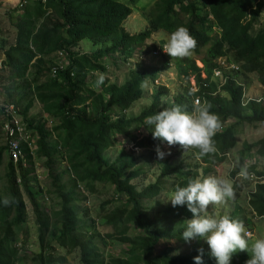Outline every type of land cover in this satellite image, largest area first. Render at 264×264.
<instances>
[{"label": "trees", "instance_id": "trees-1", "mask_svg": "<svg viewBox=\"0 0 264 264\" xmlns=\"http://www.w3.org/2000/svg\"><path fill=\"white\" fill-rule=\"evenodd\" d=\"M132 1L128 0L129 3ZM129 3L118 0H27L21 7L15 25V42L5 50L1 65H4V77L8 82L25 79L29 68L36 66L32 80L20 87L25 89L28 86L30 96L19 93L12 100L11 94H7L36 140L34 150L29 147L31 135L20 141L23 156L15 163L9 157L6 144L0 146V164L3 152L8 158L6 193L0 195V264L16 263L20 250L16 235L26 217L23 193L35 216L40 245L43 246L44 239L51 233L67 254L78 250L82 264H195L194 257L201 255L198 251L201 248L203 264H216L205 240L183 239L185 225L178 227V220L193 218L186 205H170L150 216L142 204L143 199L154 198L164 191L161 179L172 176L171 190L174 191L177 185L186 186L189 179L197 178V173L166 162L154 183L138 189L132 180L143 169L138 165L134 151L119 154L112 163L104 159L103 153L115 145L116 137L120 135L133 141L135 148L149 144L155 148L158 139H153L151 133L138 139L134 130L144 125L147 116L167 107L179 105L191 112L193 95L201 96L211 105L210 111L219 117L221 124L220 131L213 137L217 152L199 159L208 167L223 162L236 144L239 125L264 123V107L254 101L242 107L243 88L234 79H228L220 92L212 95L217 86L211 76L217 67L216 60L226 57L239 67L232 73L234 78L255 73L264 94V29L253 30L264 9V0H153L145 13L146 28L134 34L124 27V21L133 12ZM179 26L186 27L196 40L192 54L199 57L201 68L190 57L171 58L165 53L161 66L138 64L128 72L121 85L110 83L105 78L100 89L89 87L88 74L105 71L102 58L126 63L154 32L164 31L169 35ZM84 39L93 45L109 40L110 45L82 53L79 43ZM58 52L64 54L67 64L62 69L57 67L55 75H51L52 67H41V62ZM171 62H174L177 74L186 81L183 91L172 96L168 103L161 99V96L169 95L168 89L158 86L150 105L137 116L127 118L126 111L142 98V87L152 83ZM201 72L205 73L206 79L201 78ZM191 76L198 87L193 94L189 91ZM93 85L96 86V81ZM34 100L41 104L44 113L58 121L55 126L46 127V123L38 119L41 115L27 117ZM244 147L247 150L255 148L258 156L264 157V137ZM193 152L197 156V150L193 149ZM33 154L45 159L44 166L52 177V186L60 200L59 209L53 212L56 217L53 223L48 211L38 203V191L31 184ZM60 161L66 162V171L70 174L65 183L60 182L61 173L55 169ZM239 164L244 163L240 161ZM238 172L239 167L232 170L231 178ZM248 172L256 177L264 174L256 171L254 165L248 166ZM97 183L113 186L120 201L102 216V224L111 228V232L105 234H101L95 225L81 222L76 211V202L86 199L84 192L94 193ZM233 185L237 200L242 183L238 179ZM5 197L12 201L8 206L3 204ZM247 202L254 215L264 218L262 180L254 183ZM233 215L229 216L243 224L246 221ZM131 224L136 226L138 234L128 235ZM100 236L103 239L117 236L120 242L128 245L127 256H110L107 261L103 260L94 241ZM164 241L169 244L167 251H158V245ZM171 245H178L182 250L170 254ZM45 248L51 249L50 244L37 254V264L66 262L64 255L45 254ZM249 258L250 255L236 252L230 264H245Z\"/></svg>", "mask_w": 264, "mask_h": 264}, {"label": "rangeland", "instance_id": "rangeland-1", "mask_svg": "<svg viewBox=\"0 0 264 264\" xmlns=\"http://www.w3.org/2000/svg\"><path fill=\"white\" fill-rule=\"evenodd\" d=\"M118 1L124 4L129 3L128 0ZM152 3L153 0H133L132 3H129L133 9V12L124 21V27L126 31L134 34L146 28L148 22L145 18V13ZM21 7L18 6V0H0V146H4L6 144L5 136L1 129L2 123L4 122V116L1 110L4 104L11 102V99L7 96V94H11L12 100L16 96H18L19 93H24L30 96L31 93L28 89V86L25 89H21L20 87H23L25 82L28 83V81H31L36 73V66H31L25 79L17 80L16 82H8L4 77V65H1V63L4 61L3 54L5 50L12 46L15 42V25L18 21L19 15L21 14ZM258 29H264V9L262 10L259 19L253 28L254 31H257ZM167 37L168 35L164 31L154 32L151 37L145 41L144 46L140 49H137L134 54L135 56L133 58H130L126 63L122 62L119 59H115L113 61L111 58H102L101 63L105 71L90 72L87 78L89 87L100 89L99 87L93 85V82L97 80L100 74H103L108 82L121 85L127 79L128 72L132 68H135L138 64L161 66L164 61L163 55L165 54V52L162 51V46L166 42ZM109 45V40H106L105 42L99 43L97 45H93L89 40L84 39L79 43V51H82V53L85 51L94 52L98 49H104ZM154 51H158L159 53L155 55ZM189 57L194 59L195 63H197L198 65L201 64L198 56L191 54ZM169 61H172V59ZM64 62L65 60H63L59 54L52 55L51 57L44 58L42 60L41 67L42 65H44L45 67H58L60 65L64 66ZM192 77L193 76L189 78L190 83L192 81ZM41 80H43V78H41ZM157 80L160 86L166 87L169 91V95L161 96V99L165 102L167 101L168 103L170 102L172 96L179 92H182L187 85L182 76H179L177 74L174 62H171L167 70H162L159 73ZM236 80L244 85L249 95L255 96L262 93V86L258 83L255 73H250L243 76L240 75ZM156 87H158V84H155L154 82H148L142 87V98L134 103L132 107L126 111L127 118H133L137 116L143 109H146L150 105L153 99V92L156 90ZM223 97H226V95ZM20 108L21 107H19V109ZM36 115H41L38 119H40L41 122H45L46 127L48 128L55 126L58 122L52 116L44 113L42 111L41 104L34 100L32 107L27 113V117L31 118L32 116ZM18 117L21 116L19 115ZM21 127V139L27 140L29 135H31L30 130L26 128L24 122H21ZM133 130L134 129L132 128V131ZM149 130L145 125H139L137 127V130L134 131L138 133V139H141L148 133H151V131ZM263 137L264 123H243L239 125L236 134L235 146L228 151L223 162L211 167H208L207 164L203 163L199 158H197V156L193 152V149L184 151L178 144L169 146L167 145V142L159 140L158 145L161 147V149L166 153L170 152V154L166 155L164 159L161 160L157 158V154L155 151L156 146L155 148H152L153 144H149L143 148H135L134 142L123 135L116 137L115 145L107 148L103 153V157L109 163H112L119 154L123 152L130 153L131 151H134V156L138 158V165H140V167H142L143 169V172L137 178L132 180V183H134L138 189L145 187L148 184L154 183L160 175L161 169L166 162L170 163L173 166L179 165L186 171L188 170L191 172H195L197 173V178L200 179H204L208 176H223L230 179L232 182L239 179V181H241L242 183V188H240L237 192L238 199L234 201L229 200L221 204L210 205L209 214L215 216H229L234 214V217L239 216L241 219H245L246 221L244 222V224H247L245 225V227L247 228L246 231L249 234L248 243L250 248L252 242L255 239L264 237V218H260L254 215V213H252V211L249 209L247 202L248 193L253 190L254 181L256 182L260 180H257V178L246 180L242 177H239L238 175H236L234 178H231V172L232 170H234L232 168V165L237 161H242L248 166L254 165L256 171L264 173V157L258 156V154L255 152V148L247 150L244 147V145L255 143ZM31 139V149L34 150L36 136L31 135ZM32 160L34 171L30 175L31 184L32 187H34V189L38 191L36 193L38 203L41 204V206L46 211H48V214L51 217V222L53 223L56 219V217L53 215V212L59 209L60 200L54 190V187L52 186V177L48 175V171L44 166L45 159L38 158L33 154ZM7 161V155L5 152H3L0 164L1 196H4L6 193L7 183L5 172ZM66 167L67 164L65 161H60L55 165L56 171L61 173V177L59 178L61 183H65L66 181H68L70 176V174L66 171ZM205 168H207V172ZM55 174L56 173H53V175ZM171 177L161 179L164 191H162L158 196L151 199L142 200L143 207L146 213H148L150 216H153L158 210L171 205L170 202H165L169 198V194L172 192L171 189L173 178ZM260 179L264 182V174L260 177ZM84 193L85 194L83 195H86V199L84 201L81 200L76 202V204L78 205L76 211L81 222L88 225H95L101 234L111 232L110 227L102 224V216L107 211L112 209L115 205L120 204L119 197L116 195L114 187L108 184L97 183L96 191L94 193ZM23 201L25 204L26 217L21 230L16 235L17 245L20 250L15 264H37V254L40 251H43L42 248L44 246L46 247L48 243L50 244L51 249L47 250L45 248V254H52L54 256L64 255V257L66 258V262L64 264H82L80 261L78 250H75L71 254H67L65 252L66 249L61 248L57 244L55 238L51 237V233H49L44 239L43 246L40 245L35 216L31 204L24 193ZM184 221L186 220H178V227L184 226ZM138 232L139 231L136 226L131 224L128 235H136L138 234ZM94 241L99 248L102 259L105 261H107L110 256H127L128 245L120 242L117 236L104 239L100 236L96 237ZM167 245L169 244L165 241L161 242L158 245L157 250L167 251ZM171 248L172 250L168 251L170 254L177 253L182 250V248L178 245H171ZM238 253L242 255H251L250 251H238Z\"/></svg>", "mask_w": 264, "mask_h": 264}, {"label": "clouds", "instance_id": "clouds-1", "mask_svg": "<svg viewBox=\"0 0 264 264\" xmlns=\"http://www.w3.org/2000/svg\"><path fill=\"white\" fill-rule=\"evenodd\" d=\"M196 44L188 29L179 26L168 35L162 49L171 58H186L192 54ZM104 80V75L100 74L96 86L102 85ZM210 109L211 105L207 101L200 100L194 102L190 113L175 105L147 116L144 125L150 129L153 139L167 142L169 146L178 144L184 151L195 149L197 158H203L217 152L213 137L221 129L219 117ZM155 151L157 158L161 160L170 154L163 151L159 145ZM236 167H239V177L250 179L247 164L241 165L237 161L232 165L233 169ZM235 198V188L230 179L208 176L204 179H189L183 187L177 185L165 202H170L173 207L187 206L193 218L184 221L182 237L185 241L205 240L210 249V256L215 259L216 264H230L233 254L238 251H250V258L245 264H264V237L255 239L249 248V234L242 221L228 215L209 214L210 205L234 201ZM10 203L12 201L9 198L3 199L5 206ZM198 251L201 255L194 257L195 264H203V249Z\"/></svg>", "mask_w": 264, "mask_h": 264}, {"label": "built area", "instance_id": "built-area-1", "mask_svg": "<svg viewBox=\"0 0 264 264\" xmlns=\"http://www.w3.org/2000/svg\"><path fill=\"white\" fill-rule=\"evenodd\" d=\"M25 1H27V0H18V6L21 7ZM42 1H44V0H42ZM157 53H159V52L154 51L155 55ZM58 54L60 55V57H62L63 60H65V62L63 64L65 66L67 64V61L64 58V54L62 52H58ZM216 63H217V67L215 69H213L211 80L216 82L217 90L215 92H213L212 95L219 93L221 87L226 83V81L228 79H234L236 81V84L241 85L243 88V92H242V96H241V106L242 107H246V105L250 101H254L256 103H259L262 107H264V94L261 93L260 95H255V96L249 95L248 92L246 91L244 85L241 82L239 83L236 80L237 78H234L232 76L233 71H236L239 69V67L236 63L229 61L226 57L218 58L216 60ZM196 65L200 68L202 67V64L198 65L196 63ZM64 66L60 65V66H58V68L62 69V68H64ZM56 70H57V67H52L51 68V75H55ZM200 76L202 79H206V75L204 72H201ZM153 82L155 84H158V86H160L157 78ZM203 85L206 86L205 84H203ZM189 91L192 94L198 91V87L195 83L194 77H192V81H191L190 86H189ZM191 100H192V105L194 104V102L196 100H200L201 102L204 101L201 96H193V95L191 96ZM1 111H2V114L4 116V122L2 123L1 129H2L4 136H5L6 146L8 147V151H9V157H10L11 161L15 163L18 159H20L23 156L22 150L20 147V141L25 140V139H21V136H20L21 132H22L21 131L22 130L21 129L22 128L21 127L22 119H20L21 117H18L19 116L18 110L11 103L4 104ZM29 147L31 149V143H29ZM252 178L256 179L257 177H255L253 174H250V179H252ZM258 179H260V177ZM254 183H255V181H254Z\"/></svg>", "mask_w": 264, "mask_h": 264}, {"label": "crops", "instance_id": "crops-1", "mask_svg": "<svg viewBox=\"0 0 264 264\" xmlns=\"http://www.w3.org/2000/svg\"><path fill=\"white\" fill-rule=\"evenodd\" d=\"M85 52H88V51H85Z\"/></svg>", "mask_w": 264, "mask_h": 264}]
</instances>
